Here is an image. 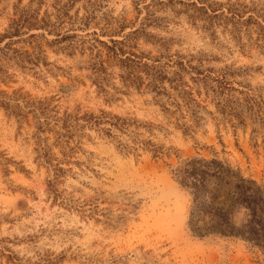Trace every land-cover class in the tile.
Here are the masks:
<instances>
[{
	"label": "rangeland",
	"instance_id": "374dc122",
	"mask_svg": "<svg viewBox=\"0 0 264 264\" xmlns=\"http://www.w3.org/2000/svg\"><path fill=\"white\" fill-rule=\"evenodd\" d=\"M262 26L264 0H0V264H264L194 232L176 174L264 188Z\"/></svg>",
	"mask_w": 264,
	"mask_h": 264
},
{
	"label": "trees",
	"instance_id": "16d2710c",
	"mask_svg": "<svg viewBox=\"0 0 264 264\" xmlns=\"http://www.w3.org/2000/svg\"><path fill=\"white\" fill-rule=\"evenodd\" d=\"M39 23L50 26L47 19H38L37 24ZM22 24L23 20L14 22L13 32L5 37L17 35ZM176 174L179 183L192 195L193 214L205 220L201 225H193L196 234L234 237L243 240L248 247L257 248L264 253L262 185L253 179H246L239 171L231 169L218 159L186 161L177 168ZM214 184L230 185L228 198L220 204L208 202V198L213 194ZM240 213L242 218L238 221Z\"/></svg>",
	"mask_w": 264,
	"mask_h": 264
}]
</instances>
